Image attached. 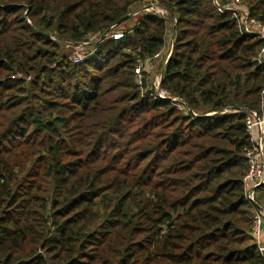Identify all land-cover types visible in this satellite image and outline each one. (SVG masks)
<instances>
[{"label": "trees", "instance_id": "trees-1", "mask_svg": "<svg viewBox=\"0 0 264 264\" xmlns=\"http://www.w3.org/2000/svg\"><path fill=\"white\" fill-rule=\"evenodd\" d=\"M142 1L0 0V264H264L243 182L264 40L212 0L106 38ZM240 1L264 23V0ZM171 24L161 87L186 112L136 79Z\"/></svg>", "mask_w": 264, "mask_h": 264}, {"label": "built area", "instance_id": "built-area-1", "mask_svg": "<svg viewBox=\"0 0 264 264\" xmlns=\"http://www.w3.org/2000/svg\"><path fill=\"white\" fill-rule=\"evenodd\" d=\"M144 1V0H143ZM216 9L221 13H232L238 20L241 29L245 33L256 35L259 39L264 40V23L256 21L248 17L247 9H245L240 0H233L231 3H227L226 0H212ZM117 27V26H116ZM112 30L108 33L106 38H118L122 36V33L113 34ZM251 27L254 30H251ZM110 35V36H109ZM109 36V37H108ZM162 52H158L152 59L148 58L146 61H139L136 66V79L137 83L141 85V76L145 72L143 67L150 61H153L160 57ZM171 54L167 57L170 58ZM82 58L77 57L74 59L75 62L81 61ZM257 64L264 66V45L256 56ZM156 99L170 98L176 101L177 106L183 107L185 110L184 102L178 97H171L169 93L162 89L160 93L154 96ZM247 133L250 141V148L246 152L245 156L247 159L248 170L243 177L245 187V198L249 205H252L255 210L253 233L257 244L259 245L261 253L264 255V210L256 202V190L255 187L264 184V110L261 112H249L245 119ZM255 204H258L260 208H257Z\"/></svg>", "mask_w": 264, "mask_h": 264}, {"label": "rangeland", "instance_id": "rangeland-1", "mask_svg": "<svg viewBox=\"0 0 264 264\" xmlns=\"http://www.w3.org/2000/svg\"><path fill=\"white\" fill-rule=\"evenodd\" d=\"M163 1L165 0H144L142 1V3L137 4L133 9L134 17L132 19H129L127 22H124L120 26H117L115 29H113V34L122 33V35H124L125 33L131 32L130 29L133 27L135 23V19L141 13H153L154 15H161V16L167 17L168 16L167 10L165 8L166 5L164 4ZM171 26H172L173 31L170 32L169 30L168 36L166 37L165 47L161 51L162 55L158 57L157 59L150 61L149 63L145 65V67H143L145 71L141 76V85H142L141 88L143 91V95L150 94L151 96L154 97L155 95L160 93V91L163 89L161 87V81L163 77L164 67L169 60L167 57L170 54L172 55L173 46H174L175 26L173 24H171ZM251 30H254V28L251 27ZM171 33H173V35ZM99 40L100 39L98 38L97 39L87 38L86 41H83L82 43L77 44V45L66 44L63 42L62 48H63L64 53L66 54L68 53L69 55H71L73 60L77 57L85 58L94 53V50ZM182 108L183 107H180L179 109L185 111ZM263 161H264V158H263ZM261 207L264 210L263 206Z\"/></svg>", "mask_w": 264, "mask_h": 264}, {"label": "water", "instance_id": "water-1", "mask_svg": "<svg viewBox=\"0 0 264 264\" xmlns=\"http://www.w3.org/2000/svg\"><path fill=\"white\" fill-rule=\"evenodd\" d=\"M208 115H210V114H208ZM258 187H259V186L255 187V190H256ZM255 206H256L257 208H260V206H259L258 204H255Z\"/></svg>", "mask_w": 264, "mask_h": 264}, {"label": "crops", "instance_id": "crops-1", "mask_svg": "<svg viewBox=\"0 0 264 264\" xmlns=\"http://www.w3.org/2000/svg\"><path fill=\"white\" fill-rule=\"evenodd\" d=\"M135 20H137V19H135ZM168 33H169V31H168ZM172 34V33H171ZM173 35V34H172ZM167 36H168V34H167ZM173 44V43H172ZM165 47V46H164ZM263 234H264V232H263ZM263 238H264V236H263Z\"/></svg>", "mask_w": 264, "mask_h": 264}]
</instances>
